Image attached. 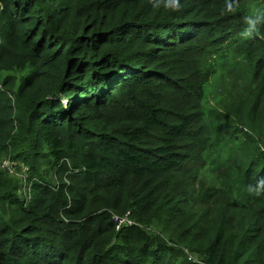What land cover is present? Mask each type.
Segmentation results:
<instances>
[{"label":"trees","instance_id":"obj_1","mask_svg":"<svg viewBox=\"0 0 264 264\" xmlns=\"http://www.w3.org/2000/svg\"><path fill=\"white\" fill-rule=\"evenodd\" d=\"M172 3L0 0V264H264V0Z\"/></svg>","mask_w":264,"mask_h":264},{"label":"built area","instance_id":"obj_2","mask_svg":"<svg viewBox=\"0 0 264 264\" xmlns=\"http://www.w3.org/2000/svg\"><path fill=\"white\" fill-rule=\"evenodd\" d=\"M7 169L9 168V169H11L10 167H6ZM116 219V221H117V225H118V228L120 227V225L122 224V223H126V224H129V223H131V221H129V220H124V218H115Z\"/></svg>","mask_w":264,"mask_h":264},{"label":"rangeland","instance_id":"obj_3","mask_svg":"<svg viewBox=\"0 0 264 264\" xmlns=\"http://www.w3.org/2000/svg\"><path fill=\"white\" fill-rule=\"evenodd\" d=\"M9 165H11V164H9ZM6 167H7V163H6V164H2L1 167H0V169H1V168H6ZM1 170H3V169H1ZM7 170H8L7 172H8L9 174H14V173H15V170L12 169V168H11V169L8 168ZM3 171H4V170H3ZM19 176L22 177V172L19 174ZM20 189H22V187H21ZM21 192H22V190H21Z\"/></svg>","mask_w":264,"mask_h":264},{"label":"clouds","instance_id":"obj_4","mask_svg":"<svg viewBox=\"0 0 264 264\" xmlns=\"http://www.w3.org/2000/svg\"><path fill=\"white\" fill-rule=\"evenodd\" d=\"M172 7H174V8H178L179 7L178 0H173Z\"/></svg>","mask_w":264,"mask_h":264}]
</instances>
